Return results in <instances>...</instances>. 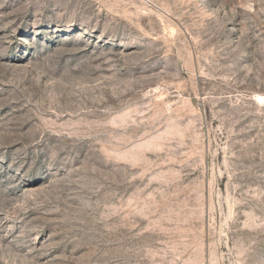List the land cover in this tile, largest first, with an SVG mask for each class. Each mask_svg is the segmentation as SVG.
I'll use <instances>...</instances> for the list:
<instances>
[{"label":"rangeland","instance_id":"374dc122","mask_svg":"<svg viewBox=\"0 0 264 264\" xmlns=\"http://www.w3.org/2000/svg\"><path fill=\"white\" fill-rule=\"evenodd\" d=\"M0 264H264V0H0Z\"/></svg>","mask_w":264,"mask_h":264}]
</instances>
